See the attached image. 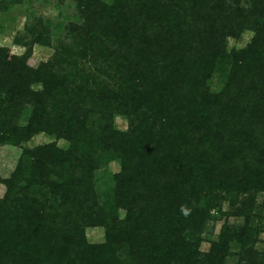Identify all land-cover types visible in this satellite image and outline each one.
<instances>
[{"label": "trees", "instance_id": "obj_1", "mask_svg": "<svg viewBox=\"0 0 264 264\" xmlns=\"http://www.w3.org/2000/svg\"><path fill=\"white\" fill-rule=\"evenodd\" d=\"M71 1L0 48V264H264V0Z\"/></svg>", "mask_w": 264, "mask_h": 264}, {"label": "rangeland", "instance_id": "obj_2", "mask_svg": "<svg viewBox=\"0 0 264 264\" xmlns=\"http://www.w3.org/2000/svg\"><path fill=\"white\" fill-rule=\"evenodd\" d=\"M42 17L49 21L52 44L55 40L61 38L65 40L66 26L69 23L75 22L78 18L75 2L71 0H4L0 5V48L7 49L10 55L19 56L24 52V47L15 45L13 39L21 38L24 41L27 39L26 25L31 24L33 18ZM251 33H245L240 39L229 41V46L237 48L243 47L250 40ZM32 58L36 62L45 61L52 55L51 47H39L32 45ZM36 88V86H34ZM115 125L118 129H126V124L120 117H116ZM54 138L45 135H37L33 137L28 146L42 145L51 143ZM57 144L60 147H65L66 142L59 140ZM21 149L19 147L1 144L0 145V198L3 196L5 187L2 180L9 177L15 168L16 162L19 158ZM110 170L115 172L117 170L116 164L110 165ZM230 222L237 221L230 219ZM215 224L214 235L218 232L220 226ZM88 241L100 242L103 239V233L99 229H88L86 231ZM208 247L207 242L201 246V250H206ZM233 260V259H232ZM229 262H232L231 260ZM234 262V260H233Z\"/></svg>", "mask_w": 264, "mask_h": 264}, {"label": "clouds", "instance_id": "obj_3", "mask_svg": "<svg viewBox=\"0 0 264 264\" xmlns=\"http://www.w3.org/2000/svg\"><path fill=\"white\" fill-rule=\"evenodd\" d=\"M186 206H182V211H184V208H185ZM184 214L185 215H188V212H184Z\"/></svg>", "mask_w": 264, "mask_h": 264}]
</instances>
